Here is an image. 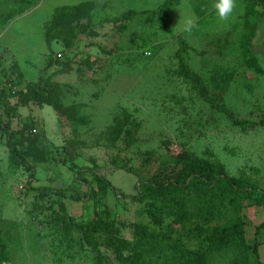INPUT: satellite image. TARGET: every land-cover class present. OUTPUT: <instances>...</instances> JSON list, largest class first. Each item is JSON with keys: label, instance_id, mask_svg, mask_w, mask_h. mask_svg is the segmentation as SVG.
<instances>
[{"label": "rangeland", "instance_id": "rangeland-1", "mask_svg": "<svg viewBox=\"0 0 264 264\" xmlns=\"http://www.w3.org/2000/svg\"><path fill=\"white\" fill-rule=\"evenodd\" d=\"M165 1L0 0V114L5 99L31 185L64 191L37 197L0 131V264H264V45L253 41L264 4L235 0L221 22L216 0L158 12ZM43 79L55 102L16 95ZM186 153L241 190L221 199L191 173L176 204L142 194L143 182L177 178ZM57 200L77 219L107 220L121 245L63 234ZM151 202L173 215L157 223ZM232 221L243 239L220 248L192 230Z\"/></svg>", "mask_w": 264, "mask_h": 264}, {"label": "trees", "instance_id": "trees-1", "mask_svg": "<svg viewBox=\"0 0 264 264\" xmlns=\"http://www.w3.org/2000/svg\"><path fill=\"white\" fill-rule=\"evenodd\" d=\"M172 0H166L158 5L157 11L163 12L165 6L170 4ZM257 3L264 4V0H257ZM261 20V19H260ZM259 20V22H260ZM258 22V24H259ZM257 24V27H258ZM257 28L255 30L256 34ZM254 34V37H255ZM253 37V40H254ZM2 95L5 97L7 93L5 90H0V98ZM22 99L33 100L39 102H46L48 99H52L54 102L56 100V93L54 87L48 83L47 80H39L37 82H28L25 88L16 92ZM3 114H0V131L1 134L5 135V144L9 149V153L12 157H15L20 161L21 164L29 171L28 187L36 191L37 197L44 198L46 194L49 193H63V189L54 190L49 186H32L30 181L33 178L32 168L27 165L24 161L22 152L19 149V140L15 134L10 130V107L7 101L4 99ZM184 158L183 166L180 167L178 171V177L174 180H162L156 179L149 182H143L139 187L144 196L147 198L158 199L164 198L167 200H174L178 193L180 192L182 185L185 184L187 177L191 173H195L196 176L192 177V181H197L204 183V181L209 180L212 183L211 188L214 190L213 194L217 195L221 199L223 196L228 195L230 191L238 192L241 189L236 188L235 185H240L234 182L232 184L230 179L220 177L223 173L220 164L207 163L201 158H197L192 154L186 153L182 156ZM97 183V188L103 191L106 187L105 179L100 175H94L93 177ZM179 197V196H178ZM178 200H174L173 203L176 204ZM57 209H53L52 213L53 220L55 223L61 227L63 234H69L72 230H78L81 233L82 239L86 244L91 245L93 248L98 244L109 245L111 247H119L122 243L121 238L117 237L112 228L109 226L107 220L98 218H75L70 215L66 209L65 204L62 201L57 200ZM148 215L157 223H162L163 217L172 216L173 212L170 209L156 208L154 203H149L147 207ZM165 226V225H164ZM196 231L200 244L207 246L208 248H220L227 244L234 243L243 239L241 232V226L239 221H232L223 226H213L208 227L196 224L192 228ZM177 250L180 255L186 259L192 261L193 259L199 260L202 258V252L199 250L187 249L185 245H177Z\"/></svg>", "mask_w": 264, "mask_h": 264}, {"label": "clouds", "instance_id": "clouds-1", "mask_svg": "<svg viewBox=\"0 0 264 264\" xmlns=\"http://www.w3.org/2000/svg\"><path fill=\"white\" fill-rule=\"evenodd\" d=\"M236 7L235 0H216L214 8L218 16L219 21L227 22L230 16L233 14V10ZM196 25L193 20L189 19L185 22L184 30L191 32Z\"/></svg>", "mask_w": 264, "mask_h": 264}, {"label": "crops", "instance_id": "crops-1", "mask_svg": "<svg viewBox=\"0 0 264 264\" xmlns=\"http://www.w3.org/2000/svg\"><path fill=\"white\" fill-rule=\"evenodd\" d=\"M263 32H264V17L261 18L258 27H257V31L254 37V43L256 46H263L264 45V36H263Z\"/></svg>", "mask_w": 264, "mask_h": 264}, {"label": "built area", "instance_id": "built-area-1", "mask_svg": "<svg viewBox=\"0 0 264 264\" xmlns=\"http://www.w3.org/2000/svg\"><path fill=\"white\" fill-rule=\"evenodd\" d=\"M146 53H148V51H146ZM60 55V54H59ZM1 90V89H0Z\"/></svg>", "mask_w": 264, "mask_h": 264}]
</instances>
